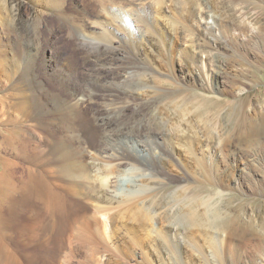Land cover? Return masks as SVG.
Wrapping results in <instances>:
<instances>
[{
    "label": "bare ground",
    "instance_id": "obj_1",
    "mask_svg": "<svg viewBox=\"0 0 264 264\" xmlns=\"http://www.w3.org/2000/svg\"><path fill=\"white\" fill-rule=\"evenodd\" d=\"M1 1L0 26L2 37L7 36V42L0 44V77L4 86L2 102L5 113L16 114V125L6 136L3 150L15 153L18 161L5 157L0 159V257H4L8 264H18L6 247V239L13 231L33 238L36 229H49L52 238H59L61 231L70 227L69 208L71 199L76 198L88 205L99 220L100 217L104 220L100 221L101 234L94 236L89 230H84L90 226L88 220L81 217L79 225L70 229V234H63L62 237L68 243L92 244L106 242L108 238L114 244L125 243L130 248H137L150 264L156 261L168 264L167 257L162 256L158 250L164 238L154 231V217L145 209V204L151 202L156 208L165 210L160 217L165 221L170 214L172 199L176 196L189 198L187 194L190 188L185 183L186 178H179L173 187H164L160 194L148 187L166 184L165 180L159 178L142 177L139 191L124 189L115 181L121 166L128 161V155L121 146L126 137L122 139V136L133 137L123 128V102L129 92L139 87L154 88L147 85V78L148 75L152 76V69L161 70L155 64V50L151 47L144 50L147 67L140 66V69L151 72L146 73L142 81H138L135 76L139 71L125 61V55H119L122 60L116 62L115 53L120 47L114 45L116 42L112 29L121 28L100 0H88L95 10L97 4L100 9L97 13L95 11L93 20L86 19L87 26L72 7L71 0ZM174 1L127 0V5L118 9L130 18L136 10L147 6L153 9L155 19L162 21L166 13L171 11L165 8L168 3H173L174 8H182L183 3ZM23 8L28 12L27 18L22 17ZM203 10L196 14L199 15ZM48 17L51 23H57L66 38L64 50H69L70 57L75 59V73L64 67L67 65L62 62L58 52L52 51L51 55H45L46 46L42 34L43 27H48ZM207 17L210 20H206L202 27L199 25L198 30L191 29L188 33L190 49L181 52L186 60H191L189 57L196 54L191 48L199 44L200 39L206 37L218 42V35L226 29L223 24L217 23V17L209 10ZM11 24L14 25L17 38L15 48H10L12 44L8 43L13 28ZM169 27L172 31L177 27L186 28L178 20L170 23ZM58 28L53 29L56 34L59 33ZM57 38L59 42L62 41L59 34ZM244 46L248 50L256 49L252 42ZM86 62L90 67L88 72L81 69ZM74 67L71 70H75ZM118 68L123 69L120 78L102 76L104 72ZM193 73L196 85L209 90L204 84L202 73ZM76 74L81 76V82L75 79ZM215 77L221 83L232 79L223 70H219ZM250 81H246V84L252 85ZM179 103L181 101L178 99L174 101V107H180ZM174 107L161 106L154 110L152 121L158 126L165 124L164 128L160 127L157 137L160 136L172 152L176 148L184 150L189 157L185 164L188 175L195 180L202 175L205 177L207 173L203 160L210 158V153L218 147V143L202 142L191 121L183 119L184 122H178L172 114ZM240 113L237 119L242 124L246 114ZM87 114H90L93 126L88 123ZM254 114L257 115L252 118L253 132L264 133V113L254 111ZM39 128H43V131L39 132ZM88 128L98 142L94 146L89 143L91 138H88ZM158 155L162 159L161 151ZM251 162L262 169L264 167L263 157H253ZM242 165L243 168L238 169L241 175L246 164ZM180 179L183 180L180 182ZM218 187V193H224L220 190L224 188L223 185L218 184ZM192 224L189 223L185 232L178 233L173 220L165 221L161 232L163 235L169 233L166 237L171 236L174 240L190 238L193 241L191 250L197 251L204 261L210 258L211 253L215 260L220 261L221 252L217 242L202 246L204 250H198L196 239L203 232L200 226ZM233 224V220H229V224H223L222 227L232 233ZM192 229L197 231L192 233ZM106 233L109 234L106 236ZM211 238L215 237L211 234Z\"/></svg>",
    "mask_w": 264,
    "mask_h": 264
},
{
    "label": "rangeland",
    "instance_id": "obj_2",
    "mask_svg": "<svg viewBox=\"0 0 264 264\" xmlns=\"http://www.w3.org/2000/svg\"><path fill=\"white\" fill-rule=\"evenodd\" d=\"M71 1L85 26L88 25L86 19L93 20L95 11L97 13L100 9L97 4L95 10L88 0ZM100 1L121 28L112 29L116 42L114 45L120 47L115 53L116 62L122 60L119 55H125V61L139 71L135 77L142 81L144 75L151 72L140 69V66L147 67L144 50L151 47L157 56L155 64L162 70L152 69V76L148 75L147 85L154 88L139 87L129 92L123 102V128L133 137L122 136V139L126 137L121 146L128 155V161L121 166L115 181L124 189L139 191L142 177L159 178L165 180L166 184L148 187L160 194L164 187H173L179 178H186L185 183L190 188L187 194L189 198L176 196L172 199L170 214L165 221L173 220L178 233L185 232L192 222L200 226L203 233L196 239L198 250H204L202 246L217 242L221 257L220 261L215 260L211 253L210 258L204 261L197 251L191 250L193 241L190 238L174 240L171 236L166 237L169 233L163 235L161 229L165 221L160 217L165 210L148 202L145 209L154 217L153 229L164 238L158 250L167 257L168 264H264V167L262 169L251 162L253 157L264 158V133L252 130V118L257 115L254 111L264 113V0H175V3H183L182 8H174L173 3H168L165 8L172 12L166 13L164 21L156 20L153 9L147 6L136 10L128 18L118 9L127 5V0ZM1 2L0 8L3 5ZM202 9L204 12L197 15V11ZM208 10L217 17V23L223 24L226 29L218 35V42L206 37L200 39L199 44L191 48L196 54L189 57L191 60H186L181 52L190 49L188 33L191 29L198 30L199 25L202 27L206 20H210L207 17ZM21 14L23 18L28 16L24 8ZM177 20L185 24L186 28L177 27L172 31L169 24ZM46 24L48 27H43L42 34L45 55H51L52 51L58 52L62 62L67 65L64 67L75 73V59L70 57L69 50H64V34L56 22L51 23L49 17ZM11 26L8 43L12 44L10 48H15L17 38L14 25ZM54 28H58L62 41L59 42ZM4 38L0 26L2 45L7 42V36ZM250 42L257 50H248L244 46ZM71 67L75 70H71ZM89 68L88 62L81 67L84 72H88ZM219 70L226 71L232 79L221 83L215 77ZM193 72L202 73L204 84L209 90L196 85ZM122 75L121 68L102 74L103 77L111 78H120ZM78 76L76 74L75 79L81 82V76ZM246 81L252 85L246 84ZM3 88L0 77V159L5 157L18 161L15 153L3 150L6 136L16 125V114L5 113L3 108ZM176 98L181 101L178 108L174 107ZM161 106L174 107L172 114L178 122H184L183 119L191 121L202 142L218 143V147L210 153L211 160L209 157L203 160L207 176L202 175L199 180H195L188 175L185 164L189 157L184 150L176 148L172 152L160 136L157 137L160 127L164 128L165 124L158 126L152 121V116L154 110ZM242 112L246 114V120L241 124L237 116ZM90 117L87 114V121L93 126ZM94 127L97 128L96 125ZM38 131H43V128ZM81 131L84 135L83 129ZM87 133L88 138H91L89 143L92 146L97 144L90 128ZM160 151L162 159L158 155ZM242 164L246 166L241 175L238 169L243 168ZM218 184L223 185L224 188L220 190L224 193H218ZM71 202L70 227L62 230L59 238H52L49 229H36L33 238L11 232L6 239V247L18 264H150L137 248H130L125 243L114 244L108 238L106 242L100 243H68L62 236L70 234V229L79 225L81 217L88 220L90 228L85 227L84 230H89L92 235L98 236L102 229V217L99 220L88 205L76 198H72ZM229 220L234 223L232 233L222 227L223 224H229ZM196 231L192 229L191 232ZM211 234L215 238H211ZM0 264L8 263L4 257H0Z\"/></svg>",
    "mask_w": 264,
    "mask_h": 264
}]
</instances>
